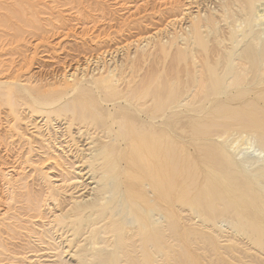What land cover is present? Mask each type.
<instances>
[{"label": "rangeland", "instance_id": "374dc122", "mask_svg": "<svg viewBox=\"0 0 264 264\" xmlns=\"http://www.w3.org/2000/svg\"><path fill=\"white\" fill-rule=\"evenodd\" d=\"M19 1H23L20 6ZM256 7L264 15V0H259ZM242 9L233 7L232 0H0V84L3 83L0 85V264H84L80 259L88 244L86 239L89 241L96 230L94 227L92 231L94 222L91 221H95L99 214L93 219L91 217L90 221L87 216L92 213L78 215L74 205L77 201L87 203L93 199V194L89 192L97 184L92 183L93 180L88 179V176L83 177V174L90 168L88 160L95 154V148L110 144V139L102 138L104 130L116 132V129L119 132L118 127L123 124L124 131L127 126L130 128V121L134 120L146 125L148 119L144 110L149 107V99L140 102L130 100L127 94L149 86L148 82L151 84L153 77L167 79L171 73V77H176L175 72L184 65L179 62L181 53L185 52L198 62L205 57V60H218L221 57L234 59L253 41L252 44L264 51V16L249 20L246 16L248 13ZM16 10H26L27 13V21L19 24L24 32L19 36L2 27V21H18L12 15ZM166 13L170 15L161 18ZM85 14L93 15L94 22L82 21ZM199 23L203 26L201 36L206 37L205 48L194 39L193 26ZM4 34L7 36L2 37ZM113 81L115 84L112 85ZM106 82H111L110 89ZM252 98L254 94L248 93L240 103ZM188 107L192 109L193 106ZM186 114L173 115L172 130L186 137L188 144L192 138L189 127L192 116ZM181 125L186 126L185 133L179 131ZM204 129L208 130V127L202 126L200 131ZM87 131L92 137L90 141H95V145L82 143L81 146L77 143L78 138ZM249 132L243 124H234L228 132V146L235 161L247 170H252L264 164V150ZM119 146L125 147L124 143ZM76 149L80 153H76ZM189 154L194 153L191 151ZM74 155L83 159L85 164L77 163ZM194 158L189 157L188 162ZM197 158L204 159L201 162L208 160V157ZM69 161L76 162L75 167L67 166ZM124 171L123 168L116 182L124 180L128 183V173ZM138 172L145 174L144 171ZM187 175L189 181L195 178L198 183H188H191V194L183 198L185 202L193 196L195 199L197 192V199L202 197L204 189L199 188L203 187L205 179L198 167H194L191 172L189 169ZM77 184L83 187L74 195L71 186ZM86 184L89 185L86 187ZM122 189L123 185L119 190ZM119 192L121 195L122 192ZM208 193L206 196L211 198ZM38 199L42 204L39 210L42 217L33 218L36 213L32 206ZM184 206L176 203L171 207L170 216H174L175 221H170L172 227L166 233L167 241L164 240L163 246L167 252L162 246L157 250L159 253L152 255L151 264H264V234L257 237L259 234L245 235L244 231L237 230L241 226L233 228L232 208L227 209L225 204L215 202L210 207L204 204L201 207L203 213H198ZM70 210L74 216L69 212L67 220L64 218L65 213ZM123 216L126 222L128 217ZM73 217L76 220H71ZM156 217H160L161 222L155 220L162 225L161 216ZM62 220L65 222L61 224ZM81 220L88 233L86 230L81 233L84 230ZM69 222L74 223L69 225ZM65 223L69 225V230L72 228L68 235L60 231ZM75 223H81L78 230L73 227L77 226L73 225ZM72 232L77 233V236ZM80 233L85 237L79 236ZM84 238L86 246L82 243ZM104 238L109 242L107 247L101 248H108L109 243L112 248V235L105 234ZM128 246L131 247V243ZM129 247L132 259L128 261L136 263V253H132ZM50 254H56L57 257ZM121 258V264H126L125 258ZM97 260L98 257L94 262ZM138 260L139 264H146L141 255Z\"/></svg>", "mask_w": 264, "mask_h": 264}, {"label": "bare ground", "instance_id": "6f19581e", "mask_svg": "<svg viewBox=\"0 0 264 264\" xmlns=\"http://www.w3.org/2000/svg\"><path fill=\"white\" fill-rule=\"evenodd\" d=\"M257 2H259V0H232V6L235 8L238 6L241 9L243 8L242 10L248 13L246 14V16H248V19L255 20L264 16L261 15L260 11L258 10L259 8L256 7ZM22 4L23 1H19V6ZM222 8L223 10H225L224 7ZM86 14L85 16H83L85 19H82V21L86 23L91 21V23H93V15ZM12 15H14V18H16L18 21L16 23H6L5 21H2V27L3 29H6L5 31H13L16 33L15 35L19 36L20 33H24L21 31L22 29L20 28L19 24L27 21L26 10H16L12 12ZM167 15L170 14H163L161 15V18L164 19ZM210 19L212 20L211 17ZM210 26L212 25L210 24ZM202 28L203 26L201 23L194 25L193 29L195 32V38L193 37V35L190 36L191 38L193 37L195 39V42L199 43L198 45L201 44L202 47L205 48L206 43L204 41V38L206 37L203 38L201 36V30L203 31ZM6 36V34L2 35V37ZM186 42L189 43L188 41ZM195 42L193 44H196ZM252 43H254V41ZM252 43L247 47L245 46L246 48H243V52L234 59L231 57H221L218 60H213L214 58L205 60V57V59L203 58L204 60H200L198 62L195 60V58L187 56L185 52L181 53L179 54V62L184 63V65L181 67V70L179 68V71L175 72L176 77H171V73V76L169 75L171 78L166 77L167 79H162L160 78L161 76L154 78L153 74V78L151 77L153 79L151 84L148 82L149 86L145 88L143 87V89L139 92H129L127 94V97H129L130 100L140 102L149 99V103H147L149 107L145 105L147 109L144 110V112L147 113L148 120L146 122V125H141L137 123L136 120L130 121V128H128L127 126L124 131L123 124H121L120 126L119 124H117L119 126L118 128H120L118 130L119 132H117L116 129V132H112L109 129L104 130V136H102V138L104 137V140L110 139V144H106V146H103L99 149H96L98 147H93L96 150L95 154H93V157H90L88 155L90 157L88 162L91 164L89 170L83 174V177L88 176V179H90L91 181L93 180L92 183L97 184V186L93 190L91 188L92 192L87 191L93 194H91L93 197V199L91 198L92 200L90 199L91 201H88L87 203L77 201V206L74 203L75 208H73L77 211L76 214L78 215L84 213L85 215H87L86 212H90V214L92 213L91 216L88 213V220H90L91 217L93 219V217L98 216V214V217H103H95L96 220L98 218V221L95 220L96 222L91 221L92 219L90 220L91 222H94L93 224L90 222L93 227L92 231H94V227L96 230L92 233L91 236L87 234L88 236H90L89 241L88 238L86 239L88 243L87 246L85 238L84 242H82L85 244L83 246H86L84 247L86 248V250L83 252V258L80 259L82 260V263L121 264L123 262V258L121 257H124L126 260V264H139L140 260L138 259L139 255H141V257L144 258V262L146 264H151L152 259L154 258V254L159 253V251L157 250L161 249L164 244V240L167 236L166 233L169 231V227L171 226L170 221L172 222L174 220V213L172 215L173 217L171 218L170 210L171 207L175 206L176 203H178L179 205H187L191 209L197 210L199 213L200 211L202 212L201 207H204V204H208V206L210 207V204L212 205L215 202H221L227 206V209L232 208V225H234L233 228L237 229V227L241 226L240 229L238 228L237 230H242L241 232L244 231L245 235L247 233H250L253 236L259 234L256 235L257 237L264 234V228L262 229V223L264 224V164L261 166L259 165L252 170H247L245 167L241 166L237 161H235V159L231 156V152L228 146V136L230 135L228 132L230 127L232 126L233 128L234 124L236 125L237 123H241L244 125V129L250 131L249 133H251L254 141H256L260 148L264 150V106H262L264 105V51L262 48L259 49L258 45L256 46V44ZM208 57L210 56L208 55ZM145 81L146 80H144V82ZM110 83L111 82H106L109 89ZM113 84H115L114 81L112 85ZM138 84L139 83L135 84V86ZM136 88L134 87L135 90H137ZM130 90L133 89L130 88ZM248 93L254 94V98L249 101H243V103H240V101L245 99V95ZM123 99V102H125L126 97ZM124 105H127V103ZM190 105L193 106L192 109L188 107ZM178 113H187L186 115L192 116V124L189 126L191 128L190 136L192 138L190 140V143L188 144V139H186V137L181 136L179 133L175 134V131L172 130V117L174 114ZM85 118L86 120L88 119L87 116H85L84 119ZM96 124L99 123L96 121ZM87 125L90 126L94 124ZM181 126L182 127H180L179 131L185 133L184 129L186 126ZM202 126H207L208 130L204 129L205 131H200V128ZM101 127L99 129H101ZM217 128L219 129L216 130ZM80 133L78 134L80 135ZM90 140H92V137L89 131H87L79 136L77 143L81 144V146L82 143H95V141L92 143V141ZM89 141L90 143H88ZM121 143H124L125 147L119 146ZM177 149H179V152L177 151ZM79 151H77V149L75 150L76 153ZM191 151L194 154L190 155L189 153H191ZM189 157L195 158L190 160L189 163ZM197 157H208V160L201 162V160L204 159H198ZM74 158L77 163H83V159L81 160L80 157L75 156ZM86 160L84 161L86 162ZM64 162L66 163V161ZM75 165L76 162L69 161L67 163V166H71V168L75 167ZM122 167L126 170V172H124L128 173V176L126 178L128 180V183H126L124 180H119L118 182H116V180L119 179L118 177L121 171L123 172ZM194 167H198L199 169H201L202 177L205 178L202 182L203 187L199 188V190L204 189L203 195L205 196L199 194L200 196L202 195V197H199V199H197V192L195 193V195H197L195 196V199H193V196L190 198V200H186L185 202L183 198L186 197V195L188 196L189 193L191 194L189 188L191 183H188L191 181L198 183V180H194V177V179L190 178V181L187 178L189 169L191 172ZM138 170L142 172L144 171L145 174H140ZM117 184H119V187L117 186ZM88 185L86 184V187ZM122 185L124 189L119 190ZM142 186L144 187V189H142ZM82 187V185L78 186V184L71 186V191L74 193V195H76L77 193H79L78 190ZM117 189L118 191H116ZM119 191L122 192L121 195ZM115 192H119V194ZM208 192L210 193L211 198H208L209 196H206V193ZM191 199L193 200L191 201ZM41 205L42 204L38 199L32 206V210L36 213L33 218L42 217V214L39 212ZM120 206H123V209L121 208L122 210L120 209ZM207 209L208 207L206 208V210ZM71 210L67 211L68 213L64 212L65 217H63L66 218L69 212H71L72 216H74ZM228 211L230 212L231 210ZM85 215L83 216L85 217ZM123 215L128 217L126 218V222H124L125 219ZM157 215L161 216V218L163 219L164 222L162 221V225L158 224L161 221L159 220L160 217L159 219L156 217ZM63 217H61V219ZM76 217L71 218V220H76ZM155 218L160 222L156 221ZM86 219L85 221L87 222ZM81 221L83 225L82 227L80 225L81 223H75L73 225L77 226L73 227H77V230L80 227L84 229V221ZM63 222H65V220H62V222L60 223L62 224ZM86 222L85 224H89V222ZM71 223L69 225H71ZM126 223L129 226H127ZM66 224L67 223H65V226L59 225L61 227L63 226L62 228L60 227V231H62L63 235H68L72 230V228L71 230H69V225L66 226ZM88 224L86 225V227H88ZM78 225H80V227ZM97 226H99V229L96 228ZM73 230L75 231L76 228H74ZM85 230L87 231V229L85 228L81 233H83V231ZM57 231H59V229ZM90 232L91 230H89V233ZM77 233H75L76 236ZM81 233L79 234V236H84ZM105 234L106 236L112 235L114 239L112 248L110 246V243L108 244V248H101L103 246L107 247V243L109 242L104 238ZM76 236L74 238H76ZM79 239H81V237H79ZM109 240H111V238ZM166 241L167 240H165V242ZM128 243H131V247H129L130 245L128 246ZM128 247L132 249H130L132 253H136L134 261L137 260L138 262L136 261V263H130V261H128L132 259V257L129 256ZM52 249L53 248L48 250ZM165 252H167V250ZM50 255H54L55 257H57L56 254ZM96 257H98L99 261L97 260L95 263L94 260H96ZM50 258L54 257L51 256Z\"/></svg>", "mask_w": 264, "mask_h": 264}]
</instances>
